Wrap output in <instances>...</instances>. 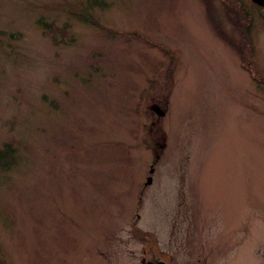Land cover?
<instances>
[{
    "label": "rangeland",
    "instance_id": "rangeland-1",
    "mask_svg": "<svg viewBox=\"0 0 264 264\" xmlns=\"http://www.w3.org/2000/svg\"><path fill=\"white\" fill-rule=\"evenodd\" d=\"M234 1L251 73L219 0H0V264H264V7Z\"/></svg>",
    "mask_w": 264,
    "mask_h": 264
},
{
    "label": "trees",
    "instance_id": "trees-1",
    "mask_svg": "<svg viewBox=\"0 0 264 264\" xmlns=\"http://www.w3.org/2000/svg\"><path fill=\"white\" fill-rule=\"evenodd\" d=\"M232 9H228V11H226V13H228V19H230L240 30V34H241V38L238 40V45L240 48V54H241V62H243V64H245V66H247V70L250 71L251 67H250V63L247 61L248 58L250 57V53H252V49H253V44L251 43V27L248 24L247 26L245 25V23H243L241 20L239 21V14L240 13H232ZM79 18L81 17L82 19L92 22L95 24V20L87 17V15L85 14H80L78 16ZM43 27L44 28H48L49 25H47L46 23H43ZM63 31V30H62ZM252 46V49H251ZM9 144V143H8ZM5 144L1 149H0V158L3 156H8V155H12V153L14 151H11V147L10 145Z\"/></svg>",
    "mask_w": 264,
    "mask_h": 264
},
{
    "label": "water",
    "instance_id": "water-1",
    "mask_svg": "<svg viewBox=\"0 0 264 264\" xmlns=\"http://www.w3.org/2000/svg\"><path fill=\"white\" fill-rule=\"evenodd\" d=\"M254 2H256L259 6H264V0H252ZM158 114H162L161 111H156ZM153 167L150 169V174L153 172ZM152 181V176L151 177H148L147 180H146V184H150ZM147 264H153V263H147ZM156 264V263H155Z\"/></svg>",
    "mask_w": 264,
    "mask_h": 264
}]
</instances>
